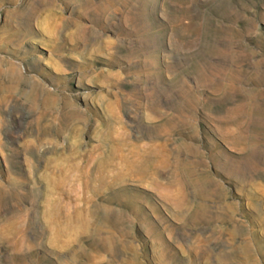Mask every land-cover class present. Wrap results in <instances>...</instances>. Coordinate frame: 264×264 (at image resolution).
Instances as JSON below:
<instances>
[{
    "label": "rangeland",
    "instance_id": "1",
    "mask_svg": "<svg viewBox=\"0 0 264 264\" xmlns=\"http://www.w3.org/2000/svg\"><path fill=\"white\" fill-rule=\"evenodd\" d=\"M0 264H264V0H0Z\"/></svg>",
    "mask_w": 264,
    "mask_h": 264
}]
</instances>
